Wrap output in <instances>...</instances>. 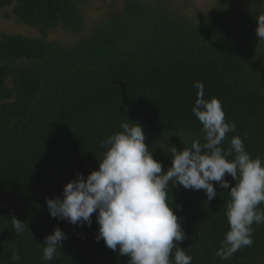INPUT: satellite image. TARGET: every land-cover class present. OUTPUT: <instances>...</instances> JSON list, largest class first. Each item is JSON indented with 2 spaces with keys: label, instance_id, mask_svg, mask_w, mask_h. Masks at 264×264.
<instances>
[{
  "label": "trees",
  "instance_id": "obj_1",
  "mask_svg": "<svg viewBox=\"0 0 264 264\" xmlns=\"http://www.w3.org/2000/svg\"><path fill=\"white\" fill-rule=\"evenodd\" d=\"M89 1L0 0V14L11 10L7 18L36 33L0 34V264H128L129 256L97 242L95 213L90 227L74 226L51 217L46 198L62 196L76 174L98 170L101 142L122 131V123L144 128L165 172L169 144L179 151L194 140L203 144L202 124L191 111L196 82L236 125L221 147L238 135L250 155L264 161V41L255 32L264 4L221 0L192 20L152 0H122L118 17L77 42L49 39L57 30L82 34L81 6ZM213 183L218 195L210 202L204 190L170 184L186 236L179 246L192 264H264V223L252 225L251 247L227 259L216 256L229 231L230 189ZM13 217L28 226L22 234ZM57 226L67 239L45 262L44 238Z\"/></svg>",
  "mask_w": 264,
  "mask_h": 264
},
{
  "label": "clouds",
  "instance_id": "obj_2",
  "mask_svg": "<svg viewBox=\"0 0 264 264\" xmlns=\"http://www.w3.org/2000/svg\"><path fill=\"white\" fill-rule=\"evenodd\" d=\"M256 23V36L264 41V14L256 17ZM194 87L198 92L191 111L202 124L203 144L194 140L182 151L169 144L168 152L163 150L171 159L165 172L146 143L144 128L135 122L122 123V131L101 142L105 151L98 170L87 177L76 174L64 186L62 196L46 198L50 216L90 227L95 213L97 242L103 240L109 249L129 256L128 264H192V257L179 246L186 236L169 199L170 184L204 190L210 202L218 195L216 182L221 189H230L226 205L229 231L216 256L227 259L241 248L251 247L252 225L264 223V208L260 207L264 204V161L253 158L238 135L231 138L227 149L221 147L227 134L236 131V125L226 122L218 98L205 99L202 82ZM11 223L18 234L28 227L15 217ZM66 239V233L57 226L44 238L43 260L52 261ZM19 259L13 254V261Z\"/></svg>",
  "mask_w": 264,
  "mask_h": 264
},
{
  "label": "rangeland",
  "instance_id": "obj_3",
  "mask_svg": "<svg viewBox=\"0 0 264 264\" xmlns=\"http://www.w3.org/2000/svg\"><path fill=\"white\" fill-rule=\"evenodd\" d=\"M221 0H152V3L161 6L166 12L173 13L188 19H198L204 17L207 13L213 12ZM237 2L243 0H236ZM257 6L264 4V0H250ZM253 1L255 3H253ZM123 9L122 0H106L104 2L91 0L86 6H81V13L85 22V30L82 34L65 33L57 30L50 34V40L58 41L63 44H70L80 40L85 34H88L95 26L103 24L111 17H118V13ZM11 10L0 14V34L14 35L21 34L26 37H36L35 31L24 26L15 20L14 17H8Z\"/></svg>",
  "mask_w": 264,
  "mask_h": 264
}]
</instances>
